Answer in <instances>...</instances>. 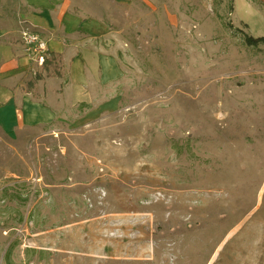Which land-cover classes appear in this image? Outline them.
Wrapping results in <instances>:
<instances>
[{
  "label": "rangeland",
  "instance_id": "obj_1",
  "mask_svg": "<svg viewBox=\"0 0 264 264\" xmlns=\"http://www.w3.org/2000/svg\"><path fill=\"white\" fill-rule=\"evenodd\" d=\"M21 1L0 10L30 28ZM249 1L60 0L108 28L122 76L51 125L0 118V264H264Z\"/></svg>",
  "mask_w": 264,
  "mask_h": 264
},
{
  "label": "crops",
  "instance_id": "obj_2",
  "mask_svg": "<svg viewBox=\"0 0 264 264\" xmlns=\"http://www.w3.org/2000/svg\"><path fill=\"white\" fill-rule=\"evenodd\" d=\"M21 2L27 8L23 14L17 11L22 20L47 39L50 53L61 56L63 78H46L27 92L36 71L25 57V29L8 16L7 8L6 13L0 10V118L10 117L18 127L47 126L65 111L88 103L101 85L117 81L122 72L105 25L64 10L60 0Z\"/></svg>",
  "mask_w": 264,
  "mask_h": 264
},
{
  "label": "trees",
  "instance_id": "obj_3",
  "mask_svg": "<svg viewBox=\"0 0 264 264\" xmlns=\"http://www.w3.org/2000/svg\"><path fill=\"white\" fill-rule=\"evenodd\" d=\"M229 2V12L232 13L234 11V0H229ZM245 41L249 46H258L259 44H264V37L253 38L251 36H246ZM46 78H63V63L60 55L49 53V56L46 58L42 69L37 71L34 77L29 82H27V92H34L38 82L43 81Z\"/></svg>",
  "mask_w": 264,
  "mask_h": 264
},
{
  "label": "built area",
  "instance_id": "obj_4",
  "mask_svg": "<svg viewBox=\"0 0 264 264\" xmlns=\"http://www.w3.org/2000/svg\"><path fill=\"white\" fill-rule=\"evenodd\" d=\"M22 45L25 57L35 70H40L50 53L47 39L40 32L26 28L22 34Z\"/></svg>",
  "mask_w": 264,
  "mask_h": 264
}]
</instances>
